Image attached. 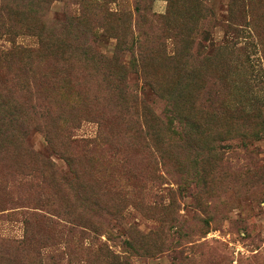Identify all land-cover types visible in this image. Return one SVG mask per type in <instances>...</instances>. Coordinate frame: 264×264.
Segmentation results:
<instances>
[{"label": "rangeland", "instance_id": "rangeland-1", "mask_svg": "<svg viewBox=\"0 0 264 264\" xmlns=\"http://www.w3.org/2000/svg\"><path fill=\"white\" fill-rule=\"evenodd\" d=\"M0 264H264V0H0Z\"/></svg>", "mask_w": 264, "mask_h": 264}, {"label": "trees", "instance_id": "trees-1", "mask_svg": "<svg viewBox=\"0 0 264 264\" xmlns=\"http://www.w3.org/2000/svg\"><path fill=\"white\" fill-rule=\"evenodd\" d=\"M50 143V149H52V150H54L53 149V143H51V142H49ZM67 162H68V165H70V168H69V175L72 177V178H74V179H77V177H76V173H75V169L73 168L72 169V160L71 159H69V158H67ZM68 175H67V173L66 174H63L62 176H61V181H63V183H62V185L64 186V187H67L68 186V178H66ZM69 187V186H68ZM101 209V208H100ZM101 211H104V209H101ZM105 214V213H104ZM115 257H117V258H119V256L117 255V256H115Z\"/></svg>", "mask_w": 264, "mask_h": 264}]
</instances>
